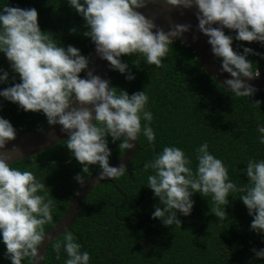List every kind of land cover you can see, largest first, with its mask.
<instances>
[{
  "label": "clouds",
  "instance_id": "clouds-1",
  "mask_svg": "<svg viewBox=\"0 0 264 264\" xmlns=\"http://www.w3.org/2000/svg\"><path fill=\"white\" fill-rule=\"evenodd\" d=\"M151 2L153 0H83V3L69 0L90 29L83 34L91 38L101 59L107 60L111 68L121 74L128 70V64L120 57L133 54L145 57L148 65L162 67L173 38H180L190 28V25H173L168 32L158 28L152 19L137 11ZM166 3L198 7V28L209 37L213 54L221 59V71L233 77L224 84L236 97H251L256 90L240 77L249 80L259 77V70H254L253 62L246 58L250 53H258L244 48V54H238L233 50L232 37L222 28L236 31V40L264 43V0H166ZM217 23L221 28L212 27ZM48 33L40 29L35 8L3 7L0 52L6 55L21 82L0 91V96L17 103L26 112H43L49 125H61V130L69 134L66 147L82 165V173H88L90 165L98 164L102 169L101 180L118 179L127 168L123 164L110 166L111 151L106 138L111 136L113 143L122 141L118 145L120 151L134 148L129 141L138 139L143 119L147 121L143 135L149 142L155 141V133L149 126L153 116L146 110L149 97L145 91L129 95L126 90L112 87L110 81L93 75L92 71H88L87 79L81 78V72L88 69L89 59L74 46H58ZM7 79V72L0 76V82ZM126 79L132 80L134 76L129 74ZM73 97L78 107L73 106ZM258 131L261 133L259 141L264 144V127ZM16 135L12 124L0 117V149L15 140ZM208 149L207 142L197 148L195 173L192 161L178 147H164L154 161L145 163V171L154 170V174L147 177L148 187L163 205V209L156 207L153 219L159 218L165 226L181 227L177 212L189 215L194 203L191 196L200 193L204 197L212 195L216 206L211 212L223 221L227 214L220 206L229 203L230 192L239 191L246 193L240 199L254 217L251 230L264 232V160L248 161L243 171L249 178V186L237 188L229 180L223 161ZM19 151L13 146V153ZM10 159L11 155L0 153V233L11 264H22L25 258H31L34 264L37 258H45L38 257V247L45 238L44 226L53 221V201L37 194L45 190V183L39 182L31 171L11 167L6 162ZM75 179L81 185L85 182L81 174ZM61 246V242L54 244L57 259ZM63 248L68 256L65 264H89L90 254L81 251V245L74 242L71 233L65 236ZM253 251L257 257L264 258V250Z\"/></svg>",
  "mask_w": 264,
  "mask_h": 264
},
{
  "label": "trees",
  "instance_id": "trees-1",
  "mask_svg": "<svg viewBox=\"0 0 264 264\" xmlns=\"http://www.w3.org/2000/svg\"><path fill=\"white\" fill-rule=\"evenodd\" d=\"M83 3V0H81ZM4 6L22 9L35 8L42 31L49 32L58 46L71 45L81 55L91 59L95 47L84 18L70 5L69 0H0V12ZM75 29V31H72ZM233 39V50L243 55L244 48L253 53L246 58L253 62L254 70L264 72V43L236 40L237 32L224 30ZM128 70L121 74L110 68L109 81L112 87L126 90L129 95L145 91L149 97L146 110L152 113L149 125L156 139L149 142L142 130L138 137L139 149L126 167L127 171L112 182L96 186L82 201L71 230L54 239L45 252L42 264H65L68 259L63 241L68 233L81 251L90 254L89 264H264V258L256 251L264 250V232L251 230L254 219L240 197L246 193H229V203L224 207L227 216L219 220L211 209L215 202L212 195L193 193V208L187 216L177 212V225L165 226L153 219L156 207L163 209L159 198L148 187L147 177L154 174L145 163L155 160L164 147H178L184 151L195 173L197 148L207 142L209 152L221 159L228 169L229 180L237 188L249 186L244 169L249 160H264V144L258 128L264 127V92L251 97H236L229 89L208 76L195 58L192 49L175 40L170 45L163 66L148 65L140 54L122 56ZM219 64L222 61L218 58ZM133 61H138L133 64ZM8 73V79L0 82V91L20 83L17 73L11 68L6 55L0 52V76ZM83 72L80 76L82 78ZM131 74L134 79L126 77ZM15 77V79H13ZM118 91V90H117ZM259 101V104L255 102ZM0 117L7 119L16 133L39 131L47 125L43 112L24 111L17 103L0 96ZM111 151L109 164L124 151L107 138ZM11 167L31 171L45 190L38 192L46 200L53 201V221L44 226L46 232L64 214L70 198L80 185L77 174L88 177L101 169L90 165L88 173H82V165L61 141L46 151L14 162ZM125 201L123 203V199ZM61 242L60 258H56L54 244ZM25 258L22 264H31ZM0 264H11L6 245L0 233Z\"/></svg>",
  "mask_w": 264,
  "mask_h": 264
},
{
  "label": "water",
  "instance_id": "water-1",
  "mask_svg": "<svg viewBox=\"0 0 264 264\" xmlns=\"http://www.w3.org/2000/svg\"><path fill=\"white\" fill-rule=\"evenodd\" d=\"M147 18L154 21L158 28L168 32L172 29L173 25H190L187 32L182 33L179 40L183 45L192 49L196 60L201 65L204 72L210 76L215 82L222 85L226 89L229 86L224 84V81L233 79V77L227 73L221 71V65L218 62L217 57L213 54L212 46L208 43L209 37L204 35L198 28L199 21L197 19L198 7L193 4L191 8H184L182 6H170L166 3V0H153L145 8L137 9ZM212 27L221 28L220 24H213ZM227 28H222L226 30ZM155 32L156 29H153ZM110 64L107 60L101 59L100 55L94 47L88 69L83 72L82 78H88V71H92L93 75L99 76L101 79L109 81ZM242 81L254 87L256 90L254 93L264 92V72L260 73L259 77H255L249 80L246 77H240ZM243 90V89H242ZM73 106L78 107V103L75 102L73 97ZM88 107H92L88 105ZM95 113L93 112V116ZM95 122V121H93ZM61 125H45L39 131H26L16 135V139L9 141L4 149H0V153L5 155H11V159L6 161L8 163H14L29 157H32L40 152L46 151L55 144L67 140L68 133L63 132ZM135 145L134 148L124 151V153L115 161L110 163L112 167H119L121 164L126 167L134 159L135 154L141 148L138 145V139L136 141H129ZM13 146L19 148V153H13ZM102 169L92 173L85 178L83 185H79L73 196L70 198L64 214L61 219L49 228L45 232V238L41 245L38 247V257L45 256L47 246L64 232L71 230L77 213L79 211L82 201L86 196L99 184L104 182H112V179L105 178L101 180L99 178ZM125 197L123 199V203ZM42 259L37 258L34 264H42ZM31 264L33 261L31 260Z\"/></svg>",
  "mask_w": 264,
  "mask_h": 264
}]
</instances>
